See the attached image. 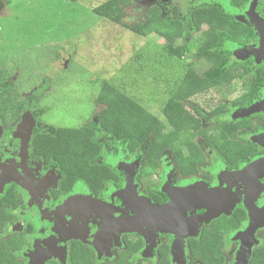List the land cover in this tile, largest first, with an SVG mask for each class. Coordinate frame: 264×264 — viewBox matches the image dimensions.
Segmentation results:
<instances>
[{
  "label": "trees",
  "instance_id": "1",
  "mask_svg": "<svg viewBox=\"0 0 264 264\" xmlns=\"http://www.w3.org/2000/svg\"><path fill=\"white\" fill-rule=\"evenodd\" d=\"M140 1L105 0L93 6L91 12L136 37L155 35L162 39L164 43L158 47V57L164 61L189 58L191 50H195V57L203 60L206 67L200 72L187 63L181 66L175 79L167 81V97L161 107L163 120L113 83L96 80L95 122H85L77 127L34 129L30 152L43 165H53L61 174L62 189L81 181L88 189L98 190L104 187L105 182L112 180L117 173L107 165H99L107 144L114 151L120 147L122 154L127 157L139 153L141 165L138 176L141 182L156 173L158 160L164 155L174 166V182L202 178L203 173L199 172L198 167L204 162L203 155L186 157L183 153L184 148L198 136L202 138L200 148L205 150L209 147L229 168L238 161L247 162L256 155L254 145L235 136L246 129L251 130V123H220L203 129L200 120L185 107V102L197 94L239 80L247 74L248 63L228 65L230 54L221 47L225 42L245 45L253 37L252 30L236 22L218 3L191 7L186 13H181L175 6L164 11L158 6H151L145 10L141 21H125L127 9ZM248 1L227 0V4L232 9H240ZM257 2V11L264 16V3ZM176 35H179L180 42ZM263 85L264 74L255 71L252 80L246 85V93L235 100V105H247ZM44 91V85L34 90L31 97L33 101L36 102ZM27 103L17 90L15 79L5 67H0V119L3 123H15ZM223 114V106L210 111L213 117ZM153 194L155 197L162 195ZM14 202L10 190L0 196V234L11 224L9 222L14 221L8 212ZM243 220L244 213L237 210L231 217H218L202 228L198 238L187 244L190 263L229 264L224 252V238L240 229ZM258 238L260 243L252 249L247 264H264V227L258 233ZM24 244V235L19 232L0 238V264H22L16 254ZM140 248V241L126 242V251L105 264H127L126 259ZM167 257V252L161 251L157 264H167ZM67 263L97 264L92 259L91 251L79 243L70 248Z\"/></svg>",
  "mask_w": 264,
  "mask_h": 264
},
{
  "label": "rangeland",
  "instance_id": "2",
  "mask_svg": "<svg viewBox=\"0 0 264 264\" xmlns=\"http://www.w3.org/2000/svg\"><path fill=\"white\" fill-rule=\"evenodd\" d=\"M103 1L105 0H0V67L9 71L16 81L18 92L28 102L15 131L16 139H20L18 130L23 128L26 119H31L34 126L41 130L55 126L77 127L85 122H95L96 80L113 83L153 115L162 119L161 107L167 97V81L175 79L181 66L187 63H191L200 72L205 69L206 63L195 57V50H191L189 58L164 61L158 57V47L164 43L162 39L155 35L136 37L119 25L92 14L91 8ZM212 3L220 4L226 13L238 21L233 14L244 11L252 2L236 12L228 6L227 0H142L127 9L125 21H141L145 10L151 6H158L163 11L175 6L181 13H186L191 7ZM176 39L180 42L179 35H176ZM221 49L230 54L228 65L239 64L244 60L236 54L230 43L225 42ZM241 83L242 81H234L194 96L185 102V107L201 120L204 128L216 123L244 121L254 113H264L260 107L257 110L250 106L240 109L232 104L242 92ZM43 85L45 91L34 102L31 98L32 92ZM219 105L226 107L225 115H210V111ZM255 136L252 133H242L239 138L254 142L259 138ZM200 142L201 139L196 138L184 148L183 153L186 157L203 154L206 165H203L201 170L209 172L212 176L216 175V171L222 170V165L208 148L205 151L199 148ZM120 152V147L114 151L110 144L105 145L99 165H107L120 174L127 172L131 167L139 169V153L132 159L121 160V156L118 157ZM158 164L159 167L150 182L155 184L154 189L160 187L164 190L165 182L171 183L173 168L166 155L158 160ZM240 169L244 171L247 166H240ZM126 172L125 174H128ZM194 180L182 181L179 185L184 186H180V189ZM261 185L264 187V184ZM107 186L108 189L111 188L110 185ZM133 189L135 190V187ZM262 197L264 199V195ZM180 204L184 205L182 207L186 212H190L187 201ZM134 217L138 219L139 216L135 214ZM211 219L203 220L200 226H206V222ZM127 225V229H138V232L142 231L139 228L144 227L146 232L152 231L148 223H136L135 219ZM18 229L7 226L0 238ZM51 241L55 239L51 238ZM224 242L229 264H242L239 256L242 242L229 237H226ZM183 243L184 241L178 245V252L174 253L169 264H189L187 255L182 250ZM258 243L259 241L251 250ZM93 248L96 263L110 261L111 257L106 251L108 248L102 251L96 246ZM148 251L144 249L135 255L129 264H137L148 257L153 261ZM16 255L23 260L28 257L25 250ZM58 257L61 258L60 255ZM59 264L66 262L59 261Z\"/></svg>",
  "mask_w": 264,
  "mask_h": 264
},
{
  "label": "flooded vegetation",
  "instance_id": "3",
  "mask_svg": "<svg viewBox=\"0 0 264 264\" xmlns=\"http://www.w3.org/2000/svg\"><path fill=\"white\" fill-rule=\"evenodd\" d=\"M250 2H254L255 7L254 11L251 12L248 17L243 16L245 22H238L234 19L236 22L252 30L253 37H251L245 45H241L248 48L249 51L240 54L244 59L242 64L248 63V72L241 79L224 84L228 85L234 81H242V92L235 100L246 93V89L248 88L246 85L252 80L255 71L259 70L264 74V55L257 57L252 53L253 49L258 48L262 44L260 33L256 30H259L264 24V16L257 11V0H249L247 3ZM262 2L264 3V0H262ZM250 6L251 3L240 13H247ZM240 9L233 10L237 12V10ZM233 16L235 15L233 14ZM235 100L232 104L239 107L235 105ZM262 100H264V85L259 87L252 101L239 108L246 109L250 106L253 107L254 110H257L260 107L261 111H264V105L261 104ZM258 103L261 105H258ZM223 107L226 113V107ZM24 111L25 109L19 113V117L16 119L15 123H3L4 121L0 119V196H3L7 190H10L15 198V202L8 208V212L11 217H14V221L9 222L11 224L7 226L14 227L15 229L19 228L18 231H14L8 235L15 232L24 235L25 244L17 254L25 250L29 258L24 257L25 261L18 255L22 264L35 263V261H37V264L38 262L40 264H59V261L63 260L68 264L67 259L70 248L76 243L87 247L91 251L93 261L95 253L94 246L100 251L108 248L106 251L111 257L108 262H111L117 258L120 253L126 251V242L137 241L141 242V248L126 259L127 264H129L130 260H132L135 255L140 254L144 249L147 251L149 250L148 252L150 257L153 258V261L149 260L148 257V259L144 258V261H139L137 264H157L161 251L167 252V264H169L174 253L178 252V245H180L178 240L181 238L182 242L184 241L182 250L185 252V255H187V262L189 264H194L197 262L190 263L189 261L187 244L189 241L198 238L202 228L209 226V224L218 217H231L235 211L241 210L244 213V220L241 222V228L225 236V238H232L235 234L243 230L245 224L249 221L248 206L254 207L256 210H262L264 208V199L262 197L264 195V190H262L264 187L261 185L264 184V163H260L264 160L263 112L254 113L253 116L247 120L235 122L251 123V130L246 129L235 135L239 140L254 145L256 155L250 160L247 162L238 161L235 166L229 168L215 155L222 165V170L216 171V175L214 174L212 176L209 172L201 170V167L206 165L204 158V162L198 167L199 172L201 174L203 173L202 178L193 177L178 182H174V166L168 160L173 168V172L171 183H169V181L165 182V187H163L164 191L161 190L160 187L154 189L155 184L150 182V178H152L154 174L148 176L147 179L141 182L138 176L139 169H136L137 167H135L132 176V185L135 187V190L126 189V175L131 174L133 167L128 169L127 172L124 170L128 174H125V172H123V174L117 173V175L113 176L112 180L105 182L104 187L98 190L96 188L92 190L88 189L81 181H77L68 188L62 189L60 184L62 178L61 174L53 165L48 167L43 165L39 160L35 159L30 152V139L34 129H36L34 124L31 126L29 132L19 129L18 133L21 135L20 139L15 138V131L19 126L20 116ZM194 116L197 117L196 115ZM211 126L206 128H210ZM202 128L205 129L204 127ZM242 133H252L257 137L259 136V138L254 142L240 139L239 137ZM196 138L202 141L201 136ZM207 148L210 150L209 147ZM120 156L121 160H129L135 155L127 157L120 152L118 157ZM254 160L260 161L259 166H261L262 169L257 174L251 176L247 174L241 175L242 171L240 166H249ZM140 162L141 161H139V165H141ZM190 179L195 180L189 182L187 185L200 182L205 185L207 189L219 191L226 190L227 193L224 195V204L221 208L224 211L227 210L226 212L228 213L219 214V216L207 221L206 226L205 224L200 226V223L204 220L203 217L206 214V210L203 208L198 209L189 204L190 212H186L187 210L182 207L184 205L180 204V202H182V195L177 193L172 197L173 199L169 195V192H176L173 189H180V186H184L179 185V183ZM107 184L110 185L111 188L108 189ZM153 193L162 194L161 196L164 201H162L161 196L155 197ZM151 196L153 198H151ZM170 199L180 200L178 205L179 210L176 212V216L178 217V214L181 213V217H178V220L175 218L167 222V216H164L163 219L166 220L165 222L167 225L156 230L157 228L154 223L160 222L155 219L157 217H162V214L160 211L155 210V207L167 204ZM160 200L161 202L159 203ZM135 214H138V219L134 217ZM134 219L136 223H148L152 231L146 232L147 229L145 227L143 229L139 228L142 230L141 232H134L132 229H127V223L134 222ZM168 223L172 225L175 223L176 225L169 227ZM263 227L264 224L255 231L254 239L256 241H259L258 233ZM51 238H54L55 241H51ZM149 239H151V242H149ZM33 248L34 250H32ZM59 255L61 258L58 257Z\"/></svg>",
  "mask_w": 264,
  "mask_h": 264
},
{
  "label": "water",
  "instance_id": "4",
  "mask_svg": "<svg viewBox=\"0 0 264 264\" xmlns=\"http://www.w3.org/2000/svg\"><path fill=\"white\" fill-rule=\"evenodd\" d=\"M254 7H255V3L252 2L247 13L245 12L246 14L237 12L235 16L238 19V22H245L243 20V16L248 17L249 14L254 11ZM256 31L260 33L262 44L258 48L253 49L252 53L257 57L258 56L261 57L264 55V24L261 26L259 30H256ZM231 45L235 48L236 54L239 57H241L240 54H242L243 52L249 51L248 48H245L243 46H238L234 44H231ZM261 104L264 105V100H262ZM32 125H33L32 120L26 119L22 129L27 130L29 132ZM259 162L260 161L254 160L249 166H247L246 170L244 169V171L241 172V175L247 174L251 176V175L257 174L262 169L261 166H259ZM260 163H264V160H262ZM134 168L132 169L131 174L129 176L128 175L126 176V189L127 190L133 189L132 176L134 174ZM173 190L176 192H173V193L169 192V195L171 196V198L178 193L182 195L181 200L187 201L188 205L191 204L198 209L199 208L205 209L206 215L203 217L204 220L208 218H214L218 216L219 214L228 213L226 212L227 210L224 211L221 208V206L224 204V195H226L227 193L226 190L216 191V190L207 189L205 185H203L200 182H195V183L185 186L184 188L173 189ZM179 202H180L179 199L177 200L170 199V201L167 204H164L160 207H155L156 208L155 210L160 211V213L162 214V217H157L155 219L160 222V223H154L155 227L157 228L156 230L160 229L162 226L167 225V223L165 222L166 220L163 219L164 216H167L166 218L167 222L172 221L175 218L178 220L181 217V213L178 214L179 218L176 216V212H178L179 210L177 208L179 205ZM176 208H177V211H176ZM247 209L249 210L248 211L249 221L245 224V227L243 230H241L239 233L235 234L234 237H232L233 239H239L242 242L241 252L239 253L240 258L242 259V264H247L251 251H252L251 247L257 244V241L254 239L255 231L264 224V208L262 210H256L254 207L248 206ZM175 225H176L175 223L174 225L168 223L169 227L170 226L173 227ZM133 231L138 232V229H133ZM178 243H182V238L178 240ZM30 264H37V261H35V263L33 262ZM38 264L40 263L38 262Z\"/></svg>",
  "mask_w": 264,
  "mask_h": 264
}]
</instances>
